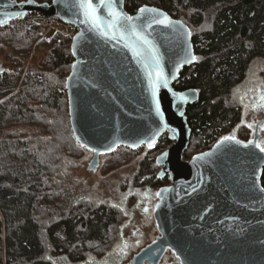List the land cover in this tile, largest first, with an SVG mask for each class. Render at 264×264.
<instances>
[{"label":"trees","instance_id":"trees-1","mask_svg":"<svg viewBox=\"0 0 264 264\" xmlns=\"http://www.w3.org/2000/svg\"><path fill=\"white\" fill-rule=\"evenodd\" d=\"M142 7L167 12L191 32L196 62L174 86L179 92L193 88L200 96L186 112L193 135L184 159L190 160L234 132L243 118L242 94L264 81V0L125 4L131 15ZM39 39L26 19L0 28V63L6 54L15 64L0 74V264H86L113 252L127 215L107 202L74 197L66 188L68 170L87 151L74 137L65 89L75 61L72 40L42 41V47L53 48L40 69L25 72L24 60ZM23 126L40 127L46 137L34 141ZM241 133L239 140L249 142ZM170 146L164 137L156 150ZM123 149L108 154L110 160L119 159ZM144 161L133 184L141 191L167 187L170 179L155 175V161ZM146 174L151 178L141 181ZM261 182L264 187V171Z\"/></svg>","mask_w":264,"mask_h":264},{"label":"water","instance_id":"water-1","mask_svg":"<svg viewBox=\"0 0 264 264\" xmlns=\"http://www.w3.org/2000/svg\"><path fill=\"white\" fill-rule=\"evenodd\" d=\"M126 1L117 0L118 9L139 16V10L134 15L126 11ZM74 5L76 0H0V28L38 14L79 29L71 44L75 61L65 89L74 137L94 153L91 169L97 168L101 155L118 148L154 150L163 137L171 143L156 159L161 167L158 178L171 180L159 190L154 214L160 236L130 264H161L168 251L180 264H264V152L250 143L259 141L258 129L252 141L221 144L222 139L183 160L193 135L187 108L200 98L193 88H174L182 72L196 62L189 28L182 22L174 28L153 25L147 30L168 80L153 97L141 59L123 40L89 31Z\"/></svg>","mask_w":264,"mask_h":264},{"label":"rangeland","instance_id":"rangeland-1","mask_svg":"<svg viewBox=\"0 0 264 264\" xmlns=\"http://www.w3.org/2000/svg\"><path fill=\"white\" fill-rule=\"evenodd\" d=\"M27 1L19 0L18 2ZM26 23L32 25L27 20ZM60 39V36L54 35L43 40V42H52L55 45ZM41 42L39 39L33 44L29 55L24 60L25 72L30 69H40L49 53V49L53 48V45L42 47ZM1 63L3 67L10 70L15 66L14 63L6 60V54L1 57ZM261 66L264 68V64ZM261 70L259 68L258 71L261 72ZM259 82L256 86L250 88L249 92L242 94L240 102L243 107V118L229 136H234L239 140L241 138L240 132H242L241 135H249V141H252L255 131L258 129L257 132L260 136L258 143L264 144V107H257L264 103L260 100L261 95H264V81L260 80ZM20 129L34 141L46 137L40 127L23 126ZM132 151L137 153L133 154ZM165 151L166 149L151 150L146 147L137 150L124 148L120 152L121 156L118 153L120 158L116 160H110L108 154L101 155L99 165L93 170L91 164L94 153L87 150L84 157L68 170L65 176L66 188L74 194V197L83 196L90 200L107 202L110 205L122 208L127 215L125 225L121 229L120 241L113 252L106 258H92L86 264H127L143 249L156 242V238L160 235L154 214L159 202L160 189L141 191V188L133 184L132 177L140 171L146 159L155 161L153 167H155V175L158 177L161 167L157 165L156 159ZM150 178L151 175L146 174L144 178H141V181ZM170 185L171 180L167 186ZM161 264H180V260L175 253L168 251Z\"/></svg>","mask_w":264,"mask_h":264},{"label":"snow or ice","instance_id":"snow-or-ice-1","mask_svg":"<svg viewBox=\"0 0 264 264\" xmlns=\"http://www.w3.org/2000/svg\"><path fill=\"white\" fill-rule=\"evenodd\" d=\"M28 2L31 3L32 0H28ZM74 6H78L80 14H82L83 19L80 23L84 24L89 31H94L102 37L123 40L125 46L141 59L148 70L153 97L157 96L161 84L167 87L168 80L161 66L160 57L156 52L155 45L149 39L151 33H148L147 30L151 29L153 25L174 28L177 24L182 26V22L173 21L167 14L149 7L140 8V15L135 18L128 16L118 9L117 0H98V2L97 0H76ZM102 9L106 11V16L101 15ZM137 21H143V23H137ZM260 100L264 102V95H261ZM156 104L159 112L160 102L158 99ZM257 107H264V103ZM225 142L242 143L234 136L224 137L221 144ZM250 143L264 152V144L255 141ZM243 147H249V144H243Z\"/></svg>","mask_w":264,"mask_h":264},{"label":"built area","instance_id":"built-area-1","mask_svg":"<svg viewBox=\"0 0 264 264\" xmlns=\"http://www.w3.org/2000/svg\"><path fill=\"white\" fill-rule=\"evenodd\" d=\"M26 20L37 29L41 41L54 35L73 40L79 33V29L66 25L55 18H47L43 15H30Z\"/></svg>","mask_w":264,"mask_h":264},{"label":"flooded vegetation","instance_id":"flooded-vegetation-1","mask_svg":"<svg viewBox=\"0 0 264 264\" xmlns=\"http://www.w3.org/2000/svg\"><path fill=\"white\" fill-rule=\"evenodd\" d=\"M6 69H7V68H6V67H3L2 64L0 63V74H3V73L5 72ZM158 237H159V236H158ZM158 237H157V238H158ZM157 238H156V240H157ZM133 259H134V258H133ZM133 259H132L131 261H128L127 264H130V263L133 261ZM144 264H147V263L145 262Z\"/></svg>","mask_w":264,"mask_h":264}]
</instances>
